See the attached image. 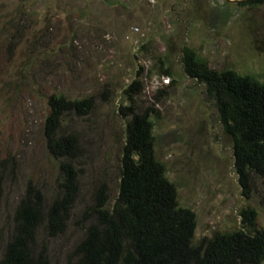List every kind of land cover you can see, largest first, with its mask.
<instances>
[{
  "label": "rangeland",
  "instance_id": "obj_1",
  "mask_svg": "<svg viewBox=\"0 0 264 264\" xmlns=\"http://www.w3.org/2000/svg\"><path fill=\"white\" fill-rule=\"evenodd\" d=\"M249 1L0 0V260L28 186L42 192L44 209L62 195V163L77 171L78 189L64 232L51 236L46 223L38 228L34 252H44L49 264L72 259L103 185L109 204L115 202L133 117L120 107L129 103L124 92L134 80L143 88L133 93L136 111L155 114L157 158L181 205L197 214L195 241L240 227L246 205L264 227V178L254 181L250 198L243 193L230 137L218 126L215 141L210 138L209 116L219 119L215 100L186 75L182 52L191 46L212 68L264 83V0ZM54 94L93 98L87 114L63 118L58 136L74 134L80 146L68 159L47 148Z\"/></svg>",
  "mask_w": 264,
  "mask_h": 264
},
{
  "label": "trees",
  "instance_id": "obj_2",
  "mask_svg": "<svg viewBox=\"0 0 264 264\" xmlns=\"http://www.w3.org/2000/svg\"><path fill=\"white\" fill-rule=\"evenodd\" d=\"M254 2L262 0L248 3ZM182 52L186 75L204 83L215 100L223 132L233 143L235 172L250 198L254 181L264 178V83L233 69L212 68L191 46L185 45ZM162 63L166 75L172 76L167 60ZM142 89V82L134 80L124 92L129 103L120 107L124 116L133 117L122 149L119 194L109 204L105 185L99 189L87 212L94 221L67 264H264V227L251 205L240 211V227L195 241L197 214L181 205L178 187L156 155L155 114L136 111L133 93ZM49 106L47 148L54 157L68 159L80 146L74 134L58 136L63 118L68 113L87 114L93 98L70 100L54 94ZM2 165L0 159V184ZM60 169L65 175L62 195L47 209L42 192L28 186L16 212L15 234L0 264H49L44 252H34L38 228L46 223L51 236L64 232L78 189L71 163H62Z\"/></svg>",
  "mask_w": 264,
  "mask_h": 264
},
{
  "label": "flooded vegetation",
  "instance_id": "obj_3",
  "mask_svg": "<svg viewBox=\"0 0 264 264\" xmlns=\"http://www.w3.org/2000/svg\"><path fill=\"white\" fill-rule=\"evenodd\" d=\"M192 90H194L195 91V93L196 92H198V90H197V88H193ZM206 93V95L207 96H209V94H208V92L206 91L205 92ZM204 94V92L202 93V95ZM213 99V98H212ZM218 115H216L215 114V117H217ZM208 121H209V127L210 128H212V131H213V133H211V135H210V138L211 139H213V141H215V137H216V135H218V133L219 132H217L216 130H214L216 127H218V126H222V125H220L221 123H220V120L219 119H214V117L211 115V116H209V119H208ZM221 129H222V127H220ZM219 138H220V135H219ZM198 139H201V137H198ZM204 139H207V138H204ZM212 144V143H211Z\"/></svg>",
  "mask_w": 264,
  "mask_h": 264
},
{
  "label": "water",
  "instance_id": "obj_4",
  "mask_svg": "<svg viewBox=\"0 0 264 264\" xmlns=\"http://www.w3.org/2000/svg\"><path fill=\"white\" fill-rule=\"evenodd\" d=\"M228 1H234V0H228ZM238 2V1H237Z\"/></svg>",
  "mask_w": 264,
  "mask_h": 264
}]
</instances>
